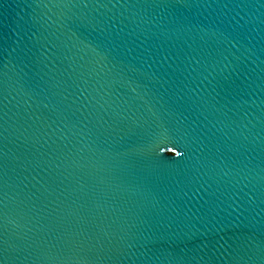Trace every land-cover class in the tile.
I'll return each instance as SVG.
<instances>
[{"label":"water","instance_id":"obj_1","mask_svg":"<svg viewBox=\"0 0 264 264\" xmlns=\"http://www.w3.org/2000/svg\"><path fill=\"white\" fill-rule=\"evenodd\" d=\"M0 264H264V0H0Z\"/></svg>","mask_w":264,"mask_h":264}]
</instances>
